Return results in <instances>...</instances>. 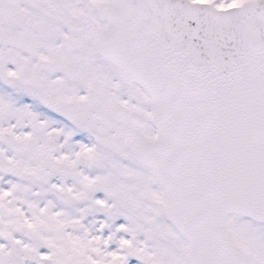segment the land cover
I'll return each instance as SVG.
<instances>
[{
  "label": "snow or ice",
  "instance_id": "snow-or-ice-1",
  "mask_svg": "<svg viewBox=\"0 0 264 264\" xmlns=\"http://www.w3.org/2000/svg\"><path fill=\"white\" fill-rule=\"evenodd\" d=\"M0 264H264V0H0Z\"/></svg>",
  "mask_w": 264,
  "mask_h": 264
}]
</instances>
